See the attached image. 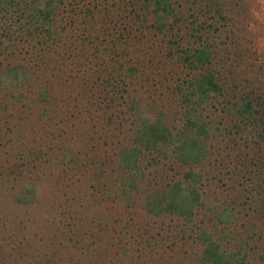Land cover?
Returning a JSON list of instances; mask_svg holds the SVG:
<instances>
[{
	"label": "rangeland",
	"instance_id": "obj_1",
	"mask_svg": "<svg viewBox=\"0 0 264 264\" xmlns=\"http://www.w3.org/2000/svg\"><path fill=\"white\" fill-rule=\"evenodd\" d=\"M234 2L235 5L227 1L223 4L231 8L232 21L249 31L246 37V41L249 40L248 50L237 57L234 55V48L227 52L238 60L235 67L238 75L254 79L256 83L263 85L264 0ZM58 4L52 16L54 27L50 28H54L52 35L58 36L56 40L61 44L58 49L64 55L68 54L67 60L72 59V62L74 58L78 59H75L76 64L68 65V68L73 67L71 71L68 69L73 78L64 72L60 79L59 71L58 74H53V70L45 62L49 58L53 59L54 53H45L41 56V63L31 67L28 84L20 90L21 103L10 96L9 91L3 93L0 90V264H22L23 261L31 264L37 257L46 261L47 253L58 247L57 244L50 243L47 233L52 232L49 227L54 225L56 216L61 219L59 225L64 230H67L66 224L74 222L79 223L80 228L88 225L87 232H97L102 239L100 247L105 243V237L111 235L105 232H130L129 234H135L132 245L134 255L142 256L145 261L157 259L179 264L178 258L184 256L182 263L191 264L193 261L190 258L196 243L193 235L187 229L183 235H180V231L174 232V218L166 216L161 221L145 214L141 205L148 188L178 177L177 164L159 155L144 152L141 163L145 173L142 179L137 180L136 190L126 191L129 199L125 202L124 195H121L123 191L117 185L119 173L113 159L116 145L128 141L130 137L134 120L129 101H135L136 107L143 103L149 108L159 109L169 124H178L179 107L170 87L185 70L181 69L175 46L172 47L174 52L168 55V34L154 30L150 26L149 16L139 13L136 16L123 0H60ZM86 9L90 13L87 14ZM18 45L14 46L12 52H16V56L22 57V61L27 64L33 62L30 57L33 54L17 49ZM96 47L100 49L97 50ZM7 50L0 56V66L13 58L12 53H7ZM58 65L60 67L57 68H67L65 64ZM81 81L83 83L78 86ZM43 83H49L56 90V102L46 103L45 109L48 110L46 114L40 115L38 111L42 103L35 99V90ZM72 86V90L68 88ZM78 90L84 91V94L80 96ZM220 138L218 136L216 140L224 143ZM235 139L236 150L226 148L223 153L226 158L235 151L236 158L239 153H246V148L241 147L245 140L240 135H236ZM28 148H41L39 158L34 160L35 166L27 165L24 168L30 178L36 179L39 189L38 198L22 206L9 199L12 188L5 174V162L8 160L6 156L24 152ZM61 149L68 157L75 155L81 163L80 167L68 170L70 162L61 160ZM98 171L101 173H97ZM231 181L235 184L231 178H227L224 184L210 178L204 181L201 187L204 190L205 204L211 206L218 200L226 199L235 208V204L240 208L238 195L242 183L236 176V190L234 185L227 189ZM72 193L84 196L85 204H82V196L70 199ZM62 199L63 203L81 205L78 213L67 216L66 212H62V207L59 206ZM64 206L67 207V204ZM240 212L242 213V209ZM197 214L196 221L200 216L206 220L207 215L205 217L202 214V209ZM91 217L97 220V225L95 219L91 222ZM128 218H131L130 222L125 224ZM204 222L206 228L216 233V236L225 228L218 227L221 223H216L215 226L212 221ZM245 223L248 227L249 221ZM190 225L187 222V226ZM72 228H68L67 232H72ZM155 232L158 233L155 236L162 237V240L152 250L143 242V236ZM232 232L239 231L233 227ZM232 232L228 239L221 240L224 247H233ZM7 233H10L9 236H6ZM225 236L228 237L227 234ZM17 240L19 243H16ZM8 244H13V248ZM28 244L40 250L30 260L29 254H26ZM109 248L110 244H107L97 256L95 253L91 256L97 260H102L105 256L107 260L112 253L110 251L107 254ZM128 258L126 255L120 260L114 258V261H109L110 264H130Z\"/></svg>",
	"mask_w": 264,
	"mask_h": 264
},
{
	"label": "trees",
	"instance_id": "obj_2",
	"mask_svg": "<svg viewBox=\"0 0 264 264\" xmlns=\"http://www.w3.org/2000/svg\"><path fill=\"white\" fill-rule=\"evenodd\" d=\"M123 1L136 16L138 13L149 16L150 26L154 30L168 34L166 53L171 55L174 52L172 47L175 46L181 69L185 70L170 87L179 107L177 125L169 124L161 110L149 108L143 103L136 107L135 101H129L134 120L130 137L128 141L117 144L113 154L119 173L117 185L123 191V199L128 202L126 191L136 190L137 180L143 178L145 172L141 159L144 152L167 158L171 163L177 164L178 177L146 190L141 202L144 213L161 221L166 216L174 218V232L180 231V235H183L187 229L193 235L196 243L195 249L191 250V264H264V84L259 85L254 79L238 75L235 69L238 60L233 56L236 61L234 64L233 57L227 52L234 48V55L237 57L248 50L249 40L246 41V37L249 31L232 21L231 8L223 4L227 1L235 5L234 0ZM59 2L60 0H0V56L6 49L7 53L11 52L13 55L12 60H6L0 66V90L3 93L9 91V95L19 103L22 102L19 98L22 93L20 90L28 84L31 67L43 60L42 54H55L53 59L49 58L45 63H48L53 74L60 72L59 79L63 72L71 77L72 73L68 69L71 71L73 67L68 68V65L76 64L77 58L72 62V59L67 60L68 54L64 55L58 49L61 45L56 40L58 36L52 35L54 28H50L54 27L52 16ZM86 12L90 13L88 9ZM15 45H18L17 49L32 53L33 56L30 57L33 62L27 64L22 61V57L16 56V52H12ZM58 64H65L67 68H57L60 67ZM82 83H78V86ZM50 86L49 83H43L35 90V99L42 103L38 111L40 115L46 114V103L56 102V90ZM14 88L15 91L12 90ZM68 88L72 90L73 86ZM77 92L80 96L84 94V91ZM236 135L245 140L241 147L246 148V153H239L236 158L235 151L230 154L231 157L226 158L223 154L226 148L236 150ZM218 136L225 142L216 140ZM40 154L41 148H28L24 152L8 155L9 158L6 156L8 160L5 162V174L12 188L9 199L14 204L25 206L38 198L37 181L30 178L24 168L27 165L35 166L34 160ZM66 156L67 153L61 149V160L70 162L68 170L80 167L81 163L75 155L67 156L68 160ZM236 176L242 183L238 195L242 213L237 204L235 208L226 199L218 200L211 206L205 204L204 190L201 187L204 181L210 178L224 184L227 178H231L235 184L231 181L227 189L234 185L236 190ZM77 196L82 195L72 193L69 198L76 199ZM105 197L108 198L107 195ZM81 198L82 204H85V197ZM59 206L69 216L78 213L81 205L63 203L62 199ZM200 209L207 218L205 220L200 216V220L196 221L197 211ZM93 219L95 218L91 217V222ZM208 220L215 223V226L216 223H221L219 228L225 227L219 236L206 228L204 221L209 223ZM248 221L249 228L245 223ZM59 222L62 221L56 216L54 225L49 227L52 232H47L50 243H55L58 247L47 253L46 261L37 257L31 264H110L109 260H120L126 255L130 264H170L166 260L145 261L142 256L134 255L132 245L135 234H129L130 232H105L111 235L105 237L107 239L100 247L102 239L97 232H87L88 225L80 228L81 225L74 222L66 224L67 230H64L60 228ZM94 222L97 225L96 219ZM187 222L192 226H187ZM233 227L239 232H232ZM68 228H72V232H67ZM231 232L233 247H224L221 240L228 239ZM156 234L158 233H147L143 236V242L152 250L162 240ZM107 244H110L107 254L112 251L107 260L105 256L102 260L91 256L93 253L97 256ZM9 246L12 249L14 245ZM26 247L29 249L26 253L30 256L29 260L40 251L30 244ZM184 252L185 250L182 254ZM178 259L179 264H183L184 256Z\"/></svg>",
	"mask_w": 264,
	"mask_h": 264
}]
</instances>
